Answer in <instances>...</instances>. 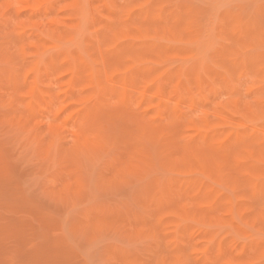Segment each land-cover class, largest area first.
Masks as SVG:
<instances>
[{
	"label": "rangeland",
	"instance_id": "1",
	"mask_svg": "<svg viewBox=\"0 0 264 264\" xmlns=\"http://www.w3.org/2000/svg\"><path fill=\"white\" fill-rule=\"evenodd\" d=\"M0 264H264V0H0Z\"/></svg>",
	"mask_w": 264,
	"mask_h": 264
},
{
	"label": "bare ground",
	"instance_id": "2",
	"mask_svg": "<svg viewBox=\"0 0 264 264\" xmlns=\"http://www.w3.org/2000/svg\"><path fill=\"white\" fill-rule=\"evenodd\" d=\"M37 59H38V58H37ZM86 61H87V60L84 59V63H85ZM35 63L38 64V61H36ZM35 63H34V64H35ZM87 63H88V64H87L88 66H87L86 64H84V66H83V63H82V67H83L86 71H88V72H89V70H91V71L93 72V68H91L92 64H90V62H87ZM92 63H93V62H92ZM69 64H70V63H69ZM85 65H86L87 67H86ZM37 66H38V65H37ZM37 66H36V67H37ZM69 66H70V65H69ZM71 67H72V63H71ZM73 67H74V66H73ZM70 69L72 70V68H70ZM95 69H96V67H95ZM91 71H90V72H91ZM92 72H91L90 75L94 74L96 71L94 70V72H93V73H92ZM91 77H92V76H91ZM191 155H192V154H191ZM193 155H194V154H193ZM194 157H195V156H194ZM196 157H198V156H196ZM194 159H195V158H194ZM197 159H199V158H197ZM201 159H202V158H201ZM191 160H193V159H191ZM201 162H202V161H201ZM201 162H200V164H201ZM216 162H217V161H216ZM216 162H215V163H216ZM193 163H194V161H193ZM218 163H219V162H218ZM218 163H217V164H218ZM202 164H203V162H202ZM199 166H201V165H199ZM205 166H206V165H205ZM201 167H202V166H201ZM203 167H204V166H203ZM218 167H219V166H218ZM218 167H217V168H218Z\"/></svg>",
	"mask_w": 264,
	"mask_h": 264
}]
</instances>
